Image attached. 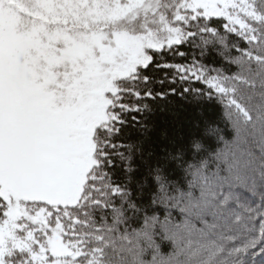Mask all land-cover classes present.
Wrapping results in <instances>:
<instances>
[{
  "label": "snow or ice",
  "instance_id": "snow-or-ice-1",
  "mask_svg": "<svg viewBox=\"0 0 264 264\" xmlns=\"http://www.w3.org/2000/svg\"><path fill=\"white\" fill-rule=\"evenodd\" d=\"M0 264H264V0H0Z\"/></svg>",
  "mask_w": 264,
  "mask_h": 264
}]
</instances>
